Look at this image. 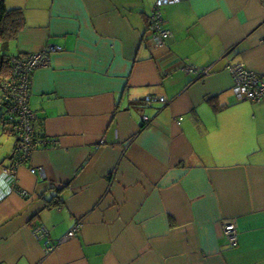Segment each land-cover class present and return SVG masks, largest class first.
I'll return each mask as SVG.
<instances>
[{"label":"crops","instance_id":"1","mask_svg":"<svg viewBox=\"0 0 264 264\" xmlns=\"http://www.w3.org/2000/svg\"><path fill=\"white\" fill-rule=\"evenodd\" d=\"M153 3L4 0L24 17L10 55L61 49L31 73L40 143L13 186L0 103V264H264V100L227 68L264 75V0L166 4L162 45Z\"/></svg>","mask_w":264,"mask_h":264},{"label":"built area","instance_id":"2","mask_svg":"<svg viewBox=\"0 0 264 264\" xmlns=\"http://www.w3.org/2000/svg\"><path fill=\"white\" fill-rule=\"evenodd\" d=\"M177 0H154L148 17V29L153 32L158 45H162L164 39L170 37V31L163 26L162 7ZM61 47L47 44L43 49L31 53H19L10 58L11 67L9 75L0 81V98L5 103L4 119L14 126L15 148L13 165L3 169L4 174L9 176V183L15 185L16 166L30 159L31 152L40 141L35 138L32 121L35 113L29 108L30 76L34 69L47 65L49 55ZM229 69L234 80V88L239 100L250 102L264 100V75H258L247 69L242 63H230ZM187 72H196L198 75L208 73L209 68H198L192 64L186 65ZM155 99H157L155 97ZM152 98H146V104L151 103ZM159 100H164L159 97ZM147 117H143L146 121ZM82 223L77 222L61 240L72 237ZM35 232L41 236L45 233L40 227ZM224 239L230 246L238 244L239 231L233 221H225L222 226ZM50 245L48 249H52Z\"/></svg>","mask_w":264,"mask_h":264},{"label":"trees","instance_id":"3","mask_svg":"<svg viewBox=\"0 0 264 264\" xmlns=\"http://www.w3.org/2000/svg\"><path fill=\"white\" fill-rule=\"evenodd\" d=\"M23 25L24 17L21 10L8 9L4 4V0H0V81L4 80L10 73V58L12 55L6 53L8 41L14 38ZM0 103L4 105L5 110V103L1 100V98ZM2 121L3 123H10L4 119V111L2 114ZM10 124L12 125V132L15 135L14 126L12 123Z\"/></svg>","mask_w":264,"mask_h":264},{"label":"rangeland","instance_id":"4","mask_svg":"<svg viewBox=\"0 0 264 264\" xmlns=\"http://www.w3.org/2000/svg\"><path fill=\"white\" fill-rule=\"evenodd\" d=\"M12 52H15V43L10 40L8 41V48L6 50V53H12Z\"/></svg>","mask_w":264,"mask_h":264}]
</instances>
